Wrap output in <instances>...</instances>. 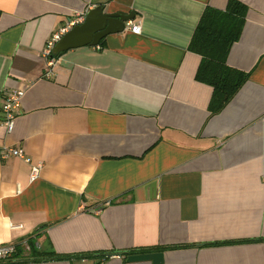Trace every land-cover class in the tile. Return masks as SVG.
<instances>
[{"label":"crops","instance_id":"crops-1","mask_svg":"<svg viewBox=\"0 0 264 264\" xmlns=\"http://www.w3.org/2000/svg\"><path fill=\"white\" fill-rule=\"evenodd\" d=\"M229 1L0 0V106L23 92L9 134L0 110V150L42 164L31 182L0 160V246L16 264H264V0H232L246 15L226 66L247 79L215 114L188 50ZM100 5L134 13L140 34L56 55L47 78L52 34Z\"/></svg>","mask_w":264,"mask_h":264},{"label":"trees","instance_id":"trees-1","mask_svg":"<svg viewBox=\"0 0 264 264\" xmlns=\"http://www.w3.org/2000/svg\"><path fill=\"white\" fill-rule=\"evenodd\" d=\"M246 9L241 4L230 0L224 11L206 9L191 38L188 50L201 57L195 79L213 89L209 110L219 112L236 94L246 81L245 74L236 72L226 66V57L230 47L235 43L242 31ZM32 249V248H31ZM108 254H99L105 256ZM31 261L64 260L68 256L54 253H35L29 255ZM93 255H84L85 257ZM16 257V256H15ZM25 259V258H23ZM24 262L10 258L4 264Z\"/></svg>","mask_w":264,"mask_h":264},{"label":"built area","instance_id":"built-area-1","mask_svg":"<svg viewBox=\"0 0 264 264\" xmlns=\"http://www.w3.org/2000/svg\"><path fill=\"white\" fill-rule=\"evenodd\" d=\"M86 12L83 14H78L74 17V19L69 20L67 24L60 28L57 32L53 33L51 38L47 41L46 46L43 50V56L45 58V76L47 78L53 75V68L55 66V57L52 54V50L56 42L60 40V38L67 33L73 26L79 25L83 22L85 18ZM134 35H139L141 32L140 24H135L131 22H127L125 25V29ZM23 97V92L21 91H12L8 92L5 95V99L0 106V110L3 114L2 124L6 130V133L9 134L12 132L14 128V122L16 116L18 114V110L21 106V100ZM17 158L22 160L30 167V175L29 180L33 182L36 180L42 170V164L33 162L25 152L20 148H2L0 150V160H6L7 158ZM22 246L27 248V243L22 242ZM16 246L13 244L2 245L0 246V262H5L12 258V256L16 252Z\"/></svg>","mask_w":264,"mask_h":264},{"label":"water","instance_id":"water-1","mask_svg":"<svg viewBox=\"0 0 264 264\" xmlns=\"http://www.w3.org/2000/svg\"><path fill=\"white\" fill-rule=\"evenodd\" d=\"M135 18L134 13L110 12L105 6L89 10L84 21L65 33L52 50L53 56L71 49L97 46L108 35L122 33L127 22Z\"/></svg>","mask_w":264,"mask_h":264}]
</instances>
